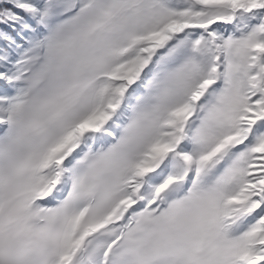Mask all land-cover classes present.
<instances>
[{"label": "snow or ice", "instance_id": "6c2138e0", "mask_svg": "<svg viewBox=\"0 0 264 264\" xmlns=\"http://www.w3.org/2000/svg\"><path fill=\"white\" fill-rule=\"evenodd\" d=\"M0 264H264V0H0Z\"/></svg>", "mask_w": 264, "mask_h": 264}]
</instances>
